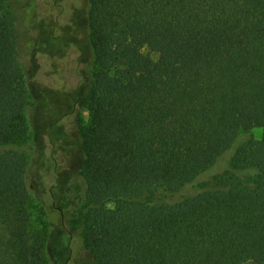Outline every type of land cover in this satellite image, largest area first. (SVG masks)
<instances>
[{"label":"trees","instance_id":"1","mask_svg":"<svg viewBox=\"0 0 264 264\" xmlns=\"http://www.w3.org/2000/svg\"><path fill=\"white\" fill-rule=\"evenodd\" d=\"M84 4L86 40H50L78 78L51 89L70 99L64 117L92 115L67 208L83 250L95 264H264V0ZM19 50L0 5V264H50L14 148L34 100Z\"/></svg>","mask_w":264,"mask_h":264},{"label":"rangeland","instance_id":"2","mask_svg":"<svg viewBox=\"0 0 264 264\" xmlns=\"http://www.w3.org/2000/svg\"><path fill=\"white\" fill-rule=\"evenodd\" d=\"M58 2L62 7L56 6L54 0H0V5L16 18L20 62L34 97L27 111L30 139L14 148L29 160L31 228L33 232L48 231L50 264H95L83 250L79 235L68 225L74 208L67 209L75 199L69 185L83 161L79 136L91 126L92 115L88 109L80 108L76 114L64 117L72 107L70 99L62 92L72 93L78 78L74 74V65L70 62L65 66L62 62L69 52L61 51L60 43L55 46L50 42L86 40V29L82 24L85 4L84 0ZM54 51L56 54L51 56ZM54 56L56 62L52 65ZM90 57L88 53L83 57L79 72L87 66ZM152 58L157 61L159 56L153 55ZM64 84L61 94L51 91ZM261 134L260 129H254L251 138L260 139ZM47 223H50L49 227ZM69 230L73 232L71 236Z\"/></svg>","mask_w":264,"mask_h":264}]
</instances>
